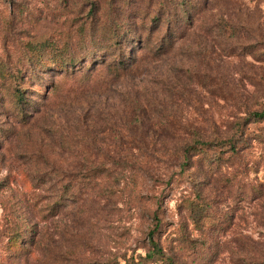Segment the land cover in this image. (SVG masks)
I'll use <instances>...</instances> for the list:
<instances>
[{"label":"rangeland","instance_id":"374dc122","mask_svg":"<svg viewBox=\"0 0 264 264\" xmlns=\"http://www.w3.org/2000/svg\"><path fill=\"white\" fill-rule=\"evenodd\" d=\"M159 1L0 0V264L139 261L155 217L174 264H264V124L213 177L177 152L180 127L222 139L264 106V0H196L185 40L143 54L127 18Z\"/></svg>","mask_w":264,"mask_h":264},{"label":"trees","instance_id":"16d2710c","mask_svg":"<svg viewBox=\"0 0 264 264\" xmlns=\"http://www.w3.org/2000/svg\"><path fill=\"white\" fill-rule=\"evenodd\" d=\"M200 8V3L196 0L159 1L156 5V10L154 11L155 13L150 17L149 25L148 27H146L147 29L139 33L137 30V24L129 21L130 17L127 18V21L130 22L128 25L130 27L133 26L131 27V29L135 31L134 35H137L134 41L139 44V51L143 54L146 53L147 55H164L168 53L172 46H174L178 42H181L180 40H185V34L187 30L192 27L193 21L198 17L201 10ZM99 10L100 9L97 8V14ZM90 12H92V9L90 10ZM97 21L98 20L94 15L93 22L95 23ZM153 37L156 38L155 43H153ZM112 38H116V36L112 35ZM172 50L173 48L171 49V51ZM136 58L137 55H132L128 59V61L123 59L114 61L113 63L108 65L107 69L113 74L117 75L120 71H126L130 65L135 63ZM88 81H90V76L87 78V82ZM13 94L17 100V104L20 105L23 109L27 105L25 104V96L23 95V90L14 87ZM24 111H26V108H24ZM25 116L28 118L30 114L25 112ZM252 124H264V106L258 111H251L247 113L246 117L237 124L234 134L229 135V130L226 136L222 139H219L220 137H217L216 134L214 137L204 138L195 132H185V130L180 127V132L184 134L186 133L191 136L189 142L182 141V144L177 148V152L182 158V166H186L189 170L195 169L194 175L198 178L199 176L200 178L215 176L217 172L221 171L225 164H227L228 166V161L231 162L239 155L242 150L249 147L252 142L251 140L256 141V139L250 138L247 133L248 125ZM155 154H159L158 157L160 156V153L155 152ZM87 172L92 173L93 170ZM91 175L92 174H89V176ZM66 188L68 187H65V193L68 192ZM201 199L202 197L200 196L199 190H196L195 200L192 204H190L191 210L194 214L193 216H191V220L195 225L198 224V222L202 218L197 215L201 210L200 209L197 212V207L209 205L207 203L197 205L198 201H200ZM48 212L49 215H43L44 218L46 217L47 219L55 216L54 211ZM44 218L43 220H46ZM155 221L156 223L153 229L149 231L150 250L148 251V253H146L144 257H140L139 261L131 258L130 260L126 261V264H146L144 263L146 261L154 262L157 256L160 258L159 260L164 262V264H174L170 257H165L158 243L153 239V235L160 224L156 217ZM12 245H16L20 248V241L16 237H13L11 239V246Z\"/></svg>","mask_w":264,"mask_h":264}]
</instances>
